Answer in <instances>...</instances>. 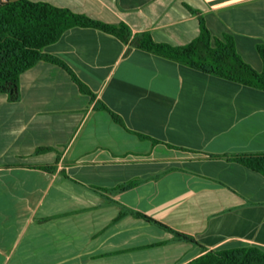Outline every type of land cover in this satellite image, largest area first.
<instances>
[{
	"label": "crops",
	"instance_id": "crops-1",
	"mask_svg": "<svg viewBox=\"0 0 264 264\" xmlns=\"http://www.w3.org/2000/svg\"><path fill=\"white\" fill-rule=\"evenodd\" d=\"M30 1L173 47L195 40L202 18L264 68V0ZM43 52L90 93L44 61L19 75L17 101L0 93V264H188L264 251V177L227 159L264 152V90L92 28H70Z\"/></svg>",
	"mask_w": 264,
	"mask_h": 264
},
{
	"label": "trees",
	"instance_id": "trees-1",
	"mask_svg": "<svg viewBox=\"0 0 264 264\" xmlns=\"http://www.w3.org/2000/svg\"><path fill=\"white\" fill-rule=\"evenodd\" d=\"M199 21V36L185 46L173 47L154 42L149 33L132 35L124 23L105 24L44 2L8 0L0 4V93L7 94L12 102L17 101L19 75L37 62L44 61L67 71L81 92L89 94V90L64 62L43 52L45 47L55 43L66 30L73 27L97 29L134 48L179 62L206 74L264 90V68L260 72L254 70L237 54L232 36L212 37L203 19L200 18ZM257 49L264 64V48L258 46ZM96 108L106 110L113 120L121 124V119L103 104L97 105ZM138 136L149 139L141 134ZM227 159L264 177V152L236 154ZM126 188L128 187L123 189ZM132 214L172 233L180 240L194 243L190 236L176 232L139 213ZM188 264H264V251L257 247H235L210 252Z\"/></svg>",
	"mask_w": 264,
	"mask_h": 264
},
{
	"label": "built area",
	"instance_id": "built-area-1",
	"mask_svg": "<svg viewBox=\"0 0 264 264\" xmlns=\"http://www.w3.org/2000/svg\"><path fill=\"white\" fill-rule=\"evenodd\" d=\"M8 0H0V4L7 2Z\"/></svg>",
	"mask_w": 264,
	"mask_h": 264
}]
</instances>
